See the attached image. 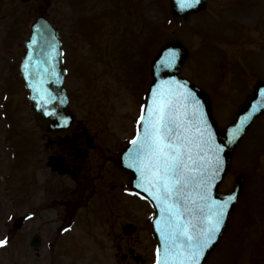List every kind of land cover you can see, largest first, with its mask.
<instances>
[{"label":"rangeland","instance_id":"374dc122","mask_svg":"<svg viewBox=\"0 0 264 264\" xmlns=\"http://www.w3.org/2000/svg\"><path fill=\"white\" fill-rule=\"evenodd\" d=\"M39 5L63 33L65 67L70 69L67 84L75 90L71 107L101 145L93 152L97 160L107 148L113 152L123 147L136 133L150 82L151 59L165 35L173 31L190 50L183 74L211 94L221 125L234 118L254 83L264 79V0H209L204 11L180 24L172 18L169 0H33L29 4L0 0L1 81L5 67L18 66ZM18 108L22 116L30 110L26 96ZM27 117L30 123L31 117ZM10 164L3 172L0 169V176L15 175ZM99 165L105 181L110 179L108 167ZM241 172L246 177L244 193L207 264H264V116L240 143L221 189H231ZM126 178L121 173L114 178L119 184L115 207L119 241L123 237L134 240L137 249L147 244L152 259L155 241L149 219L154 211L123 193L121 183ZM9 185L7 197L12 198L16 180ZM93 200L97 206V195ZM98 205L101 217L106 218L107 203ZM99 219L104 226L97 232L103 245L102 263L92 264H112L115 259L105 220ZM126 224L135 227L132 234L123 228ZM15 259L10 250L0 251V264H17Z\"/></svg>","mask_w":264,"mask_h":264},{"label":"flooded vegetation","instance_id":"af4514ba","mask_svg":"<svg viewBox=\"0 0 264 264\" xmlns=\"http://www.w3.org/2000/svg\"><path fill=\"white\" fill-rule=\"evenodd\" d=\"M4 74L0 80V169L3 172L10 161L16 170L10 177L0 176V240H8L0 251L10 250L17 264L102 263L103 245L97 235L104 230L100 217L110 238L112 264H154L147 244L137 249L134 240L119 241L115 211L119 184L114 179L119 173L108 160L110 149L100 160L93 158L101 145L89 144V132L79 123L73 140L69 133L41 131L28 99L30 110L23 113L21 124L18 106L23 96L28 98V91L19 67H5ZM67 90L73 98L72 86L67 84ZM99 164L108 167L110 179L105 181ZM10 180H16L12 198L7 197ZM125 185L123 181L121 188ZM96 195L99 202L93 206ZM102 202L107 203L106 218L100 215L98 203ZM129 226L123 228L128 231Z\"/></svg>","mask_w":264,"mask_h":264},{"label":"snow or ice","instance_id":"6c2138e0","mask_svg":"<svg viewBox=\"0 0 264 264\" xmlns=\"http://www.w3.org/2000/svg\"><path fill=\"white\" fill-rule=\"evenodd\" d=\"M199 2L191 0L185 6ZM174 60L173 53L163 66L172 67ZM182 88L183 85L169 86L153 92L151 106H145L139 117L142 135L138 131L136 139L131 141L137 147L130 167H135L143 181L137 187H143L166 214L162 217L164 226L158 227L164 253L157 264H200L216 240L230 203L235 200L230 195L218 202L207 194L222 168L223 148L213 141L199 101L190 90L180 91ZM239 132V128L233 129L234 139ZM193 186L203 190L196 192L195 199ZM7 243V239L0 240V247Z\"/></svg>","mask_w":264,"mask_h":264},{"label":"water","instance_id":"95a60500","mask_svg":"<svg viewBox=\"0 0 264 264\" xmlns=\"http://www.w3.org/2000/svg\"><path fill=\"white\" fill-rule=\"evenodd\" d=\"M26 1V0H24ZM191 0H171V10L173 17L177 22H181L189 14L198 12L207 6V0H200L194 6L186 7ZM35 41V42H33ZM175 54V60L172 67H164L163 62L171 59ZM59 31L50 23L47 17L41 15L32 25V31L29 39L25 43L24 56L20 63L21 74L30 90L29 99L37 118L41 122V128L46 131L65 132L74 130V115L68 108L69 99L64 87L65 69H63L64 59ZM188 57V49L174 33L171 38L166 40L159 53L152 61V82L147 93L146 106L152 104V94L158 89H167L169 86L175 88L177 85H183L184 89L190 90L193 96L199 101L200 110L203 112L204 120L207 121L208 128L211 131L212 139L216 145H220L223 151L220 152L222 168L211 182L207 189V194L211 200L222 202L230 195L235 197L226 211L222 227L212 246L206 250L204 258L200 264H206L210 255L216 248L218 242L222 239L229 225L231 215L241 197L244 185V176L237 177L235 187L231 192H220L219 186L222 183L226 173L231 168L232 155L239 142L251 128L253 123L264 113V81H258L254 86L253 94L249 95L240 106L236 118L226 127L221 128L214 116L212 102L209 94L200 88L197 84L184 77L181 68ZM191 109V101H188ZM239 128L240 132L234 139L231 135L233 129ZM139 132L142 135V124L140 122ZM193 135L195 132L193 131ZM137 137V136H136ZM135 137V139H136ZM234 142L229 143L230 140ZM136 145L130 143L126 148L118 152L112 161L116 168L130 176V186L133 190L144 195L153 204L156 214L152 220L153 235L157 241L159 249L158 258L163 259L164 243L159 228L164 226L160 207L152 197L144 191L143 187H137L138 183H143L140 173L135 167H130L134 163ZM210 156L211 153H208ZM203 191L197 186H193L192 195L196 198V192Z\"/></svg>","mask_w":264,"mask_h":264}]
</instances>
